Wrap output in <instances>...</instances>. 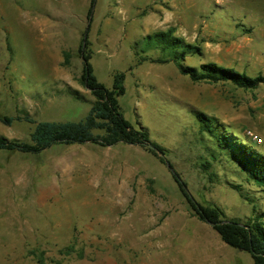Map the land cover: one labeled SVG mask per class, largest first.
I'll use <instances>...</instances> for the list:
<instances>
[{
  "label": "rangeland",
  "instance_id": "obj_1",
  "mask_svg": "<svg viewBox=\"0 0 264 264\" xmlns=\"http://www.w3.org/2000/svg\"><path fill=\"white\" fill-rule=\"evenodd\" d=\"M91 1L0 0V114L84 119L94 102L81 83L87 33L99 82L111 89L126 73L125 118L167 150L193 196L264 224V192L235 165L221 159L204 170L213 147L196 118L203 112L264 140V83L194 82L174 62L141 60L169 58L147 36L172 30L201 48L185 66L213 62L264 77V0H95L89 21ZM34 128L0 122V137L29 142ZM252 145L264 152V142ZM32 252L46 264H254L193 214L167 165L123 143L0 151V264H39Z\"/></svg>",
  "mask_w": 264,
  "mask_h": 264
},
{
  "label": "trees",
  "instance_id": "obj_2",
  "mask_svg": "<svg viewBox=\"0 0 264 264\" xmlns=\"http://www.w3.org/2000/svg\"><path fill=\"white\" fill-rule=\"evenodd\" d=\"M94 5L95 0H92L88 12L89 21ZM147 39L151 41V45H157L163 51H169L170 54L169 58L143 57L142 61L149 60L163 64L174 62L180 72L194 82L230 81L246 90H255L261 83H264L263 76L251 77L233 67H224L213 62L202 64L199 67L185 66L183 62L186 54L198 53L201 48L197 45L186 44L181 38L173 37L172 30L147 36ZM91 45L86 33L79 47V54L83 61L81 83L94 97V102L86 117L78 122H38L28 114L16 116L0 114V122L8 126L15 122L35 125L29 142L0 137V151L40 155L56 145L90 143L100 147H112L123 143L139 146L167 165L169 162L165 159L167 150L151 139L149 131L143 125L138 123L140 127L136 128L123 114L120 98L126 94L124 84L126 73L115 75L111 89L105 87L95 75L91 62L93 55ZM69 57L66 53V63ZM196 118L200 131L207 135L213 147L210 159L205 160L202 165L204 170L208 171L212 167V162L224 159L236 166L238 175L243 177V181L253 184L264 192V152L252 145L250 136H246L241 130L232 128L218 118L208 116L203 112H198ZM171 166L173 168V165ZM171 173L195 216L210 224L228 246L249 253L254 264H264V224L259 218L248 221L230 218L219 205L204 204L198 201L181 175L176 170ZM230 185L239 192L243 191L242 184ZM32 253L35 254L39 264H46V258L42 252ZM65 253L67 255L73 253V248L67 247Z\"/></svg>",
  "mask_w": 264,
  "mask_h": 264
},
{
  "label": "built area",
  "instance_id": "obj_3",
  "mask_svg": "<svg viewBox=\"0 0 264 264\" xmlns=\"http://www.w3.org/2000/svg\"><path fill=\"white\" fill-rule=\"evenodd\" d=\"M250 138L257 145H261L264 142L262 137H260L258 134L252 133V132L250 133Z\"/></svg>",
  "mask_w": 264,
  "mask_h": 264
},
{
  "label": "water",
  "instance_id": "obj_4",
  "mask_svg": "<svg viewBox=\"0 0 264 264\" xmlns=\"http://www.w3.org/2000/svg\"><path fill=\"white\" fill-rule=\"evenodd\" d=\"M167 166H168V168H169L172 172L175 171L174 168H172V166H171V164H170L169 162L167 163Z\"/></svg>",
  "mask_w": 264,
  "mask_h": 264
}]
</instances>
